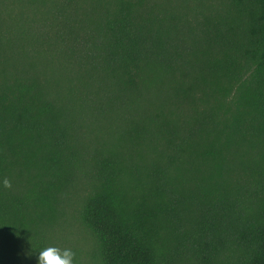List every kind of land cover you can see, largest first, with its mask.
Masks as SVG:
<instances>
[{"label":"trees","instance_id":"trees-1","mask_svg":"<svg viewBox=\"0 0 264 264\" xmlns=\"http://www.w3.org/2000/svg\"><path fill=\"white\" fill-rule=\"evenodd\" d=\"M78 191L101 264H264V0H0V239Z\"/></svg>","mask_w":264,"mask_h":264},{"label":"rangeland","instance_id":"rangeland-1","mask_svg":"<svg viewBox=\"0 0 264 264\" xmlns=\"http://www.w3.org/2000/svg\"><path fill=\"white\" fill-rule=\"evenodd\" d=\"M84 193L78 191L60 207L57 220L48 231L47 246L71 248L75 264H101L95 255V239L83 224L80 207ZM0 264H36V256L25 241L6 237L0 239Z\"/></svg>","mask_w":264,"mask_h":264},{"label":"clouds","instance_id":"clouds-1","mask_svg":"<svg viewBox=\"0 0 264 264\" xmlns=\"http://www.w3.org/2000/svg\"><path fill=\"white\" fill-rule=\"evenodd\" d=\"M5 188H10V182L3 181ZM36 264H75V252L71 248H61L57 246H47L39 249L35 253Z\"/></svg>","mask_w":264,"mask_h":264}]
</instances>
